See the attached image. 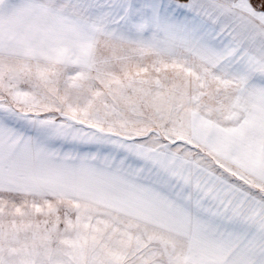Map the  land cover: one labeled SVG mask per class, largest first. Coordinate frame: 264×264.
Returning <instances> with one entry per match:
<instances>
[{
	"label": "snow or ice",
	"instance_id": "6c2138e0",
	"mask_svg": "<svg viewBox=\"0 0 264 264\" xmlns=\"http://www.w3.org/2000/svg\"><path fill=\"white\" fill-rule=\"evenodd\" d=\"M0 264H264V0H0Z\"/></svg>",
	"mask_w": 264,
	"mask_h": 264
}]
</instances>
